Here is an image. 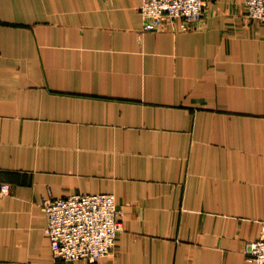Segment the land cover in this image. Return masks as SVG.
<instances>
[{
    "label": "crops",
    "instance_id": "obj_1",
    "mask_svg": "<svg viewBox=\"0 0 264 264\" xmlns=\"http://www.w3.org/2000/svg\"><path fill=\"white\" fill-rule=\"evenodd\" d=\"M207 2L192 31L144 32L141 0H0V264H89L53 257L41 209L77 194L122 212L94 264H251L264 22Z\"/></svg>",
    "mask_w": 264,
    "mask_h": 264
},
{
    "label": "built area",
    "instance_id": "obj_2",
    "mask_svg": "<svg viewBox=\"0 0 264 264\" xmlns=\"http://www.w3.org/2000/svg\"><path fill=\"white\" fill-rule=\"evenodd\" d=\"M143 31L152 32L170 24L174 30L188 32L204 17L207 0H141ZM246 17L264 22V0H245ZM9 194L10 187H1ZM41 209L47 218L46 234L53 257L58 261L85 260L94 264L112 254L123 230L122 212L112 194H77L66 198H44ZM246 260L264 264V224L261 235L248 244Z\"/></svg>",
    "mask_w": 264,
    "mask_h": 264
}]
</instances>
